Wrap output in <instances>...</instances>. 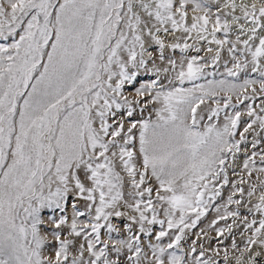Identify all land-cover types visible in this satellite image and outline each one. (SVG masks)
<instances>
[{
  "label": "snow or ice",
  "instance_id": "1",
  "mask_svg": "<svg viewBox=\"0 0 264 264\" xmlns=\"http://www.w3.org/2000/svg\"><path fill=\"white\" fill-rule=\"evenodd\" d=\"M0 41V264H264V0H0Z\"/></svg>",
  "mask_w": 264,
  "mask_h": 264
},
{
  "label": "rangeland",
  "instance_id": "2",
  "mask_svg": "<svg viewBox=\"0 0 264 264\" xmlns=\"http://www.w3.org/2000/svg\"><path fill=\"white\" fill-rule=\"evenodd\" d=\"M238 2H239V0H238ZM246 2H249V3L256 2V3H258V0H246ZM190 15H191V13H190ZM9 42L10 41H0V44H7ZM188 43H192V41L189 40ZM203 47L206 48L207 45L204 44ZM212 47L215 48L214 45ZM175 55H176L177 59H179L182 54L179 52V50H177ZM188 55L189 56H194V55L205 56L206 55L209 58L211 57V53H205L204 51H202L199 54H197L193 50H189ZM228 59L229 58L227 56V52L225 51V52L222 53V58H221L220 64L216 68H212V67L206 68L205 72H212V71L216 72V76L215 77L208 76L207 79H209V80L210 79H214V78L217 79V80L218 79H222L223 78L222 74L225 73V71H226L225 67H224V64H225L226 61H228ZM228 67H231V63L230 62L228 63ZM249 72H250V69H249ZM244 78H245V73H241V75L239 77V80L242 81ZM248 78H256V74H250L248 76ZM151 79H153V77L151 75L141 76L140 79H139V82L136 84V86L138 87V86H140V85H142L144 83H147ZM205 82L206 81L204 79H201V80H198V81H194V82H185L183 87H185V88L193 87L195 84L205 83ZM177 86H180L178 82H177ZM256 87H257V89H259V85L258 84L256 85ZM132 92H133V88L129 87V86H126V94H129V99L133 98L132 95H131ZM249 92H250V90H249ZM217 98L218 99H222L223 96L217 97ZM260 100H261V96L258 95L255 98L254 101L245 100V101H243V103H240L239 101L236 100L235 96L233 97V104H236L238 106L239 110L242 113H244L241 116V125H240V128L238 129V133H237V136H236L237 140L239 139V132H241L243 130V127L245 126V123L249 120L248 116L246 115V105L251 103L253 105V107L255 108V110L257 112H259L260 111V107H261ZM201 107L204 108V109H208V108H215L216 105L214 103H212L211 101H209L205 105H201ZM221 107H223L222 104H221ZM225 111L231 113L233 111V109L231 107H229L228 109H225ZM135 115H136L137 119L140 118L138 112ZM149 115H151V118L153 120L155 119L154 113H149L147 111L144 113V117L145 118H147ZM205 115H207V113H205ZM212 122H216V118H214V120ZM223 122H224V112H221L220 117H219V124L222 125ZM202 123L203 124H207V123H210V122L207 119H205ZM245 135L247 136V144L246 145L245 144L241 145L242 151H241V153L238 154V159L236 161L237 165H239V166L236 167L235 172L236 173H240L241 175L244 176L245 180H248L249 178L247 177L246 173L243 172V169H242V163H243V160H244V157H245V152L243 151V149L247 148V154L248 155H251V153L253 151L260 152L262 149H264V138H257V139H261V142H260V144H258L256 149H253L251 147V144H252V141H253L252 133L249 132V133H247ZM262 135H264V134H262ZM256 161H257V166H260L259 156L256 157ZM228 163H229V165H231V159L228 161ZM227 171H228V175H229V180L230 181L237 182L239 180L240 177L233 173V170H232L231 167H229L227 169ZM256 175H257L256 173H253V176L251 178L252 181H255ZM220 183L221 182H217V187L220 186ZM241 186L247 188V184H244V185H241ZM230 194H231V186L230 185L224 186L222 188L221 197H218L213 202V205H212L211 208H209L207 214L204 217H202L201 220L198 222L197 228L192 230V231L197 232L198 234H200L203 240L209 242V243L205 244L206 248H208V247H220L221 249H223V247L225 245H227L230 248L232 237L229 236V234L227 232L225 233V236L217 237L216 236V232L213 229L209 228V224L211 223V221H213L217 217V213L215 211V208L218 207L219 205L225 203L226 200H227L228 195H230ZM254 199L255 198H253V200ZM231 207L235 208L236 205H231ZM42 215L45 218H48V217H51V216H55V217L58 218L61 215V213L59 212V210H45V211L42 212ZM68 215H69V217L71 216V208L70 207L68 208ZM228 223H231V220H229ZM223 226H225V221H220L218 227H223ZM200 229H204L207 232V235L205 236L202 232H200ZM235 231H236L235 240H236L237 244H239L241 247H243L244 237H242L239 234V229H236ZM194 238L195 237H193V239ZM220 241H223V244H221ZM207 255H213V253L211 251H209L207 253Z\"/></svg>",
  "mask_w": 264,
  "mask_h": 264
}]
</instances>
